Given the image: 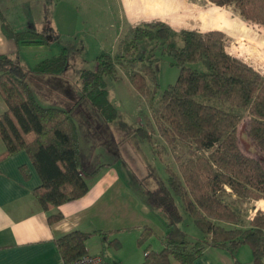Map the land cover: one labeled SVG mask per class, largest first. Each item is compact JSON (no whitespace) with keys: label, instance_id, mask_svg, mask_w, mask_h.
<instances>
[{"label":"trees","instance_id":"obj_1","mask_svg":"<svg viewBox=\"0 0 264 264\" xmlns=\"http://www.w3.org/2000/svg\"><path fill=\"white\" fill-rule=\"evenodd\" d=\"M211 1L218 6L234 5L247 20L264 25V0ZM4 17L0 9L3 28L16 42L27 46L50 43V34L14 31ZM208 29L215 30L176 31L162 21L144 22L130 28L118 52L101 53L96 70L84 69L80 77L81 97L75 106L87 99L93 109L112 121L115 114L105 78L120 79L122 69L149 103L151 113L140 112L145 122L136 129L138 134L154 153H158L156 132L167 144L183 147L177 157L178 167L166 168L167 181L158 180L157 187L146 189L145 195L153 209L165 214L168 228L183 222L186 214L202 238L181 240L169 231L162 249L154 250L147 242L155 230L145 226L138 239V244L145 246L141 264H194L209 247L232 251L242 245L251 247L253 264H264V210L258 209L246 222L241 207L227 202L223 196L229 187L239 198L264 200V73L228 51L223 31ZM144 39L156 42L153 49L162 46L173 55V64L180 69L178 80L160 95L157 57L154 50H142ZM199 61H206L210 70L198 71L187 65ZM68 67L65 48L31 71L18 58L0 54V94L7 103V110L0 114V136L6 143L0 163L27 152L41 179L34 196L48 212L51 224L64 218L60 209L63 204L88 193L91 173H85L82 166L80 129L74 108L45 106L30 76L59 75ZM244 120L260 157L241 148L239 126ZM20 169L25 179L32 178L28 164ZM114 232L76 230L57 238L56 244L65 264H71L89 254L87 241L91 237ZM109 246L118 250L122 243L115 238Z\"/></svg>","mask_w":264,"mask_h":264},{"label":"rangeland","instance_id":"obj_2","mask_svg":"<svg viewBox=\"0 0 264 264\" xmlns=\"http://www.w3.org/2000/svg\"><path fill=\"white\" fill-rule=\"evenodd\" d=\"M0 2H6L9 6L7 13L1 11L5 16L7 26L17 32L44 31L55 37L59 36L58 30L53 29L51 24L52 13L57 6L62 7L58 10L71 13L69 32L60 33L62 34L61 38L57 37L52 45L48 44L46 50L20 48L14 57L18 58L30 71L45 59L60 55L65 48L68 52L69 69L63 72V75H58L57 78L52 77L51 82L47 83L48 88L39 90L38 95L45 106H66L75 110V103L81 97L80 77L82 71L84 69L96 70L97 56L101 53L100 36L96 31L98 29L87 23H91L93 20L97 21L99 19L97 12H100V9H109L112 0H62L61 2L58 0H18L17 3L14 0H0ZM180 13L183 18L181 24L188 30H192L191 28L194 27L197 31L215 27L217 30L223 31L228 51L264 73V25L247 20L234 5L218 6L211 0H195V20L191 18V14L185 11H180ZM75 20L78 21L77 24ZM155 44L156 42L153 40L144 39L141 42V47L142 50L149 52L154 50L157 57L158 94L160 95L170 84L178 80L180 69L173 64L175 61L173 55L165 52L162 46L153 49ZM117 49L120 50L117 46L115 49H111V52L115 54L116 51L118 52ZM187 65L198 71L210 70L206 61L189 62ZM124 73L120 69V74L124 75ZM105 79L111 110L115 114L112 121L106 120L104 114L97 109L94 110L98 120H94L93 115L87 114L91 110L89 107H93L87 99L81 103L78 113L75 114L77 122L79 118L81 127L79 133L84 158L90 160L95 156L94 160H97V158L104 157V162L116 164L118 170L124 173H128L129 166L131 174H129L130 178L127 182L130 180L131 187L145 190L154 189L158 185V180L167 181L166 168L168 166L178 167L177 157L182 153L183 147L180 144H167L156 132L155 149L158 153H154L151 150V145L136 130L145 122L144 119L142 120L140 112L151 113L149 103L126 78L121 77L117 80L112 76H106ZM56 86L70 96L67 98L68 103H64L65 100L61 97L63 92L57 91ZM44 94H48L51 99L42 97ZM62 103L64 104L62 105ZM94 127H98L96 134L91 133ZM239 135L242 150L251 156L260 157L258 148L248 136L245 120L240 123ZM227 191L223 195L225 200L241 207L246 222L254 216L258 209L264 210V200L239 198L229 187H227ZM156 211L158 216L154 215L153 217L157 222H160V215L166 218L161 210ZM169 231L172 236L181 240L197 241L202 238L200 230L186 214L183 222ZM232 251L244 264H253V253L249 245H242L239 249L236 248Z\"/></svg>","mask_w":264,"mask_h":264},{"label":"crops","instance_id":"obj_3","mask_svg":"<svg viewBox=\"0 0 264 264\" xmlns=\"http://www.w3.org/2000/svg\"><path fill=\"white\" fill-rule=\"evenodd\" d=\"M17 1L14 0L15 3ZM1 2L0 9L6 12L9 6L6 2ZM59 8L62 7L57 6L52 13L51 24L59 33L56 38H61L60 33L66 34L71 28V13L58 10ZM180 11L191 14V18L195 20V0H112L109 9H100V12H97L99 15L97 21L93 20L87 24L98 29L95 30L100 36V52L114 54L111 49L117 46L120 48V42L130 28L144 22L162 21L176 31L186 29L181 24L183 18L180 16L182 15ZM75 23L77 24L78 21L75 20ZM191 29L195 30V27ZM210 30L215 29H200V32ZM52 36L54 35L49 36V45H52L56 39ZM48 44L27 46L16 42L5 32L0 18V54L14 56L20 48L46 50ZM57 76L33 73L30 80L39 91L47 87L52 77L57 78ZM122 77L129 80L125 74ZM55 89L63 92L61 97L64 98V103H68L67 98L70 96L57 86ZM42 97L51 99L48 94ZM80 106L81 104L73 111L75 119ZM89 108L91 110L87 114L93 115V119L98 120L95 110ZM6 110L7 103L0 94V114ZM79 129H81L80 125ZM97 130L98 127H94L91 133L96 134ZM5 148L6 143L0 136V153ZM94 159L95 156L90 160L85 159L82 150L83 169L85 173H91L88 177L90 189L82 198L63 204L60 209L64 218L55 224L50 223L48 212L41 207L34 196L41 179L27 152H19L0 163V264H65L56 240L76 230L115 231L108 235L96 234L87 241L89 254L101 255L106 264H141L145 256V246H140L138 239L145 226L155 230V235L147 244L154 250L162 249L163 241L171 229L167 227L166 219L162 215H160L161 224L154 219L153 216H158V213L148 203L145 189H134L129 184L130 180L127 182L131 174L129 166L128 173H124L118 170L116 164L104 162V157ZM23 164L29 165L32 172L31 179H25L21 172L20 167ZM115 238L122 243L121 249L117 250L109 246V242ZM239 263L244 264L234 251L209 247L194 264Z\"/></svg>","mask_w":264,"mask_h":264},{"label":"built area","instance_id":"obj_4","mask_svg":"<svg viewBox=\"0 0 264 264\" xmlns=\"http://www.w3.org/2000/svg\"><path fill=\"white\" fill-rule=\"evenodd\" d=\"M71 264H106V262L101 255L86 254Z\"/></svg>","mask_w":264,"mask_h":264}]
</instances>
